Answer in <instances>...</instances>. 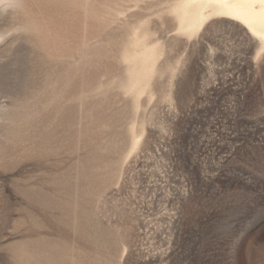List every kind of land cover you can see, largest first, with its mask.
Instances as JSON below:
<instances>
[{
    "label": "rangeland",
    "instance_id": "374dc122",
    "mask_svg": "<svg viewBox=\"0 0 264 264\" xmlns=\"http://www.w3.org/2000/svg\"><path fill=\"white\" fill-rule=\"evenodd\" d=\"M178 1L0 0V264H264V45Z\"/></svg>",
    "mask_w": 264,
    "mask_h": 264
},
{
    "label": "bare ground",
    "instance_id": "6f19581e",
    "mask_svg": "<svg viewBox=\"0 0 264 264\" xmlns=\"http://www.w3.org/2000/svg\"><path fill=\"white\" fill-rule=\"evenodd\" d=\"M174 9L180 31L198 30L210 15L225 16L242 23L249 33L264 45V0H179ZM145 49L146 51L140 55L141 59L136 68L135 77L147 76L152 72L153 68H150V64L153 61V48ZM4 109L5 105L1 104L2 113H5ZM8 117L6 113L0 115L2 120H8Z\"/></svg>",
    "mask_w": 264,
    "mask_h": 264
}]
</instances>
